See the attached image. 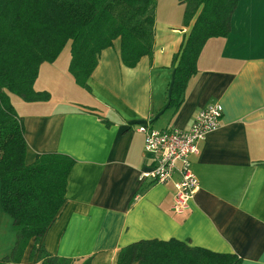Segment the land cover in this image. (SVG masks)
Segmentation results:
<instances>
[{"label": "crops", "instance_id": "crops-1", "mask_svg": "<svg viewBox=\"0 0 264 264\" xmlns=\"http://www.w3.org/2000/svg\"><path fill=\"white\" fill-rule=\"evenodd\" d=\"M189 32L179 0H158L152 58L128 68L116 40L101 53L87 91L69 72V43L35 83L51 100L13 99L29 163L49 153L76 161L66 205L42 242L51 254L74 264H118L120 251L133 243L175 239L238 255L242 264H264V0L240 1L231 33L207 43L173 113V59ZM213 104L224 109L221 125L192 157L201 188L188 210L176 214L179 174L166 184L142 180L152 159L140 127L187 130ZM4 216L0 206V221ZM29 255L21 264L33 263Z\"/></svg>", "mask_w": 264, "mask_h": 264}, {"label": "trees", "instance_id": "trees-1", "mask_svg": "<svg viewBox=\"0 0 264 264\" xmlns=\"http://www.w3.org/2000/svg\"><path fill=\"white\" fill-rule=\"evenodd\" d=\"M241 0H179L190 28L173 59L174 79L168 109L176 113L189 81L197 74L207 43L227 38ZM158 0H0V206L11 218L16 241L0 264H21L27 251L35 264H74L51 254L44 237L66 205L68 179L76 161L49 153L27 161L23 118L13 95L23 103L51 100L35 83L42 66L54 63L71 44L70 74L90 91L89 79L101 53L121 41V59L135 68L155 47ZM93 113V109H85ZM118 264H242L235 254L191 247L175 239L144 240L123 248ZM91 259L84 264H90Z\"/></svg>", "mask_w": 264, "mask_h": 264}, {"label": "built area", "instance_id": "built-area-1", "mask_svg": "<svg viewBox=\"0 0 264 264\" xmlns=\"http://www.w3.org/2000/svg\"><path fill=\"white\" fill-rule=\"evenodd\" d=\"M223 111L220 104L202 108L187 130L140 127L144 134L145 152L152 159L151 168L142 175V180H149L151 184H166L179 174L173 205L176 214H184L188 210L201 188L192 170V157L199 155V146L208 134L220 127Z\"/></svg>", "mask_w": 264, "mask_h": 264}, {"label": "rangeland", "instance_id": "rangeland-1", "mask_svg": "<svg viewBox=\"0 0 264 264\" xmlns=\"http://www.w3.org/2000/svg\"><path fill=\"white\" fill-rule=\"evenodd\" d=\"M65 93L68 94V92ZM12 97H14L13 99H17L15 95H13ZM15 241H16V236L12 229V220L10 217L5 215L3 217V220L0 221V259L11 253ZM30 264H35V263H30Z\"/></svg>", "mask_w": 264, "mask_h": 264}]
</instances>
